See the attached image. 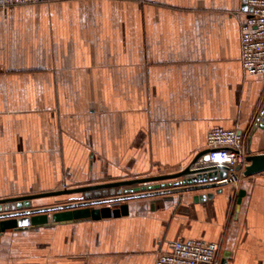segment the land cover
Masks as SVG:
<instances>
[{"label": "crops", "instance_id": "0c3cea01", "mask_svg": "<svg viewBox=\"0 0 264 264\" xmlns=\"http://www.w3.org/2000/svg\"><path fill=\"white\" fill-rule=\"evenodd\" d=\"M245 5L46 0L0 8V198L178 172L207 148L212 128L250 135L264 75L246 74L241 62ZM250 146L264 152V124ZM127 202L129 213L117 217L7 230L0 264H154L187 238L221 242L228 264H264V171L237 188Z\"/></svg>", "mask_w": 264, "mask_h": 264}, {"label": "water", "instance_id": "95a60500", "mask_svg": "<svg viewBox=\"0 0 264 264\" xmlns=\"http://www.w3.org/2000/svg\"><path fill=\"white\" fill-rule=\"evenodd\" d=\"M248 10H250L248 4ZM262 124H261V123ZM264 124V106L258 115L248 138L245 175L264 171V152L253 153L250 146L252 134ZM209 148L200 151L182 170L174 173L144 176L111 181L77 188H63L52 191L35 192L0 198V236L7 230H20L50 222H67L80 219H101L129 213L127 201L137 198L155 197L174 192L202 190L223 187L229 180L220 181L227 175L225 166H215L208 162ZM221 189V188H219ZM221 191V190H220ZM82 193L81 195H77ZM70 195L66 202L35 206L34 200L48 196ZM214 194L198 195L207 199ZM244 191H240L238 209ZM119 204L118 207L114 205ZM231 256L225 250L220 264H228Z\"/></svg>", "mask_w": 264, "mask_h": 264}, {"label": "built area", "instance_id": "2783aa9c", "mask_svg": "<svg viewBox=\"0 0 264 264\" xmlns=\"http://www.w3.org/2000/svg\"><path fill=\"white\" fill-rule=\"evenodd\" d=\"M46 0H0V8L38 4ZM250 10L241 20V62L248 75H264V0H244ZM248 131L239 128L214 127L207 135L208 162L225 166L227 175L220 181L237 188L247 176L249 161ZM65 188L67 186H64ZM221 242L200 238L177 239L170 243L169 250L160 251L154 264H220Z\"/></svg>", "mask_w": 264, "mask_h": 264}, {"label": "rangeland", "instance_id": "374dc122", "mask_svg": "<svg viewBox=\"0 0 264 264\" xmlns=\"http://www.w3.org/2000/svg\"><path fill=\"white\" fill-rule=\"evenodd\" d=\"M238 185V184H237ZM238 200H239V197H238ZM119 206V204H117V205H114V207H118Z\"/></svg>", "mask_w": 264, "mask_h": 264}]
</instances>
